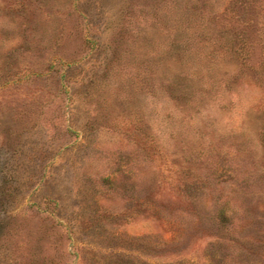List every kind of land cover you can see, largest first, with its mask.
<instances>
[{
  "label": "rangeland",
  "instance_id": "obj_1",
  "mask_svg": "<svg viewBox=\"0 0 264 264\" xmlns=\"http://www.w3.org/2000/svg\"><path fill=\"white\" fill-rule=\"evenodd\" d=\"M0 264H264V0H0Z\"/></svg>",
  "mask_w": 264,
  "mask_h": 264
}]
</instances>
